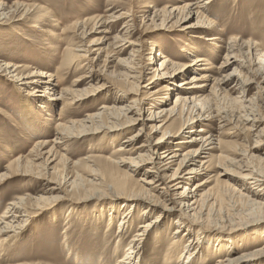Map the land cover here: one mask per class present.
Segmentation results:
<instances>
[{
    "label": "bare ground",
    "instance_id": "bare-ground-1",
    "mask_svg": "<svg viewBox=\"0 0 264 264\" xmlns=\"http://www.w3.org/2000/svg\"><path fill=\"white\" fill-rule=\"evenodd\" d=\"M195 1L197 2L192 0L164 9L148 5L146 7L154 10L149 9L144 14L152 22L160 21L162 26L171 23L170 29H174L175 25L181 29L205 28V34L208 36L206 32L212 30L215 23L206 17L204 10L212 0ZM29 11L30 7L25 4L8 5L0 1V24L7 23L9 19L27 17ZM124 16L126 17L125 13L111 12L86 19L87 21L77 25L80 41L74 49L68 50V54L78 60V63L83 62L89 71L87 75L77 79L71 88H61L56 74L39 67L33 70L23 64L0 61V76L14 80L25 91L31 89V94L38 97L36 106L44 110L54 106L57 100L78 104L89 96L106 90L107 83L98 85L103 79L100 70L104 53V63L108 62V66L109 62L115 63V67L122 68L118 76L129 83V86H113V102L104 104L98 111L89 113L82 119L55 123L53 138L37 141L27 156L14 158L6 164L5 171L0 173V182L9 176L12 170L23 168L24 165L29 169L24 170L23 174L37 179L43 178L44 181L40 183L42 194L16 197L8 204L0 220V237L2 236V241L13 242L43 205H55L58 199L71 191L90 199L109 197L112 203L121 202L124 208H129L121 217L118 227L120 230L116 231V250L113 258H110L115 264H142L144 236L163 221L169 225L168 228L175 227L165 254L167 263L193 264L196 260L198 264H209L201 260L203 254L211 255L212 252L223 251L225 247L223 242L215 243L216 240L212 239L211 235L225 231L226 228L225 220L214 216L213 204L208 205L210 193L206 194L205 191L207 184L213 180L214 168H218L215 179L219 186L218 191L220 190V193L217 191L218 196L214 198V204L218 198L225 197L226 187L246 200L253 209L263 210L260 214L264 217V169L245 165L250 168L246 171L238 164L246 157L252 159V162L256 159L263 160L261 154H264V139H261V136L264 135V113L261 112L259 102L263 99L260 98V93L264 94V52L255 41L230 37L225 40L224 60L217 67L211 66L207 55H200L201 50L195 46L191 47L196 55L190 64L173 62L162 52L150 53L157 54L162 62L147 72L149 67L145 69L140 63H133L137 53L146 49L147 45L142 38L147 32L144 31L140 35L141 41L133 40V29L128 20L124 22V28L112 37L113 22ZM94 34L101 36L89 39ZM211 35L207 40H218V37ZM159 47L161 48L155 42L152 50H162ZM109 49L111 51L106 53ZM128 51L129 58H122L121 55ZM153 55L150 57L149 66L157 62ZM198 65H204V71L198 74L200 76L190 78L189 74H195ZM95 81L97 82L94 84ZM144 81L147 83L142 84ZM160 81L167 84L154 89V85ZM175 81L179 83L171 87ZM255 83L259 96L256 97L255 94V97H248L247 94L255 87ZM151 84L153 86L149 87ZM208 87L212 89L215 100L222 98L236 107L212 109L201 91ZM237 92L243 96L234 97ZM172 95L174 103L169 106ZM36 106L33 111L37 113L39 109ZM175 120H179L180 125L173 129L171 124ZM34 122L36 121L32 124H36ZM240 122L244 125H239ZM138 125L140 127L137 131L131 133ZM247 125H250V131L254 130L253 137L256 138L250 150L236 148L227 142L232 147L231 153L221 152L224 130L225 135L233 133V137H238L240 134L247 135ZM96 132L108 135L112 144L119 142L116 145V155L104 158L109 165L103 171L94 170L91 178L87 180L80 174L65 176L63 173L61 177H53L52 174L58 173L60 163L64 164V167L71 164L69 161L65 162L66 155L59 153L57 147H61V144L71 137ZM121 135L123 136L120 139ZM218 151L220 153L214 154ZM91 158L93 157L88 156L86 162H92ZM81 161L72 163L78 165ZM38 164L42 169L36 166ZM120 167L126 170L121 171ZM233 174L240 178L234 177ZM204 177V180L200 179ZM245 179L249 182H245ZM228 180L242 183L246 192L227 182ZM89 184L92 187H89ZM62 185L65 186L66 193L61 189ZM61 190L64 193L62 196ZM26 200L28 203L30 200V207L26 205ZM137 206H142V209H137ZM98 207L99 211L105 210L103 203H99ZM137 215L141 220L147 221L140 224L132 236L127 237V232L137 225ZM115 217L117 216L113 209V213L111 211L109 215V227L113 226ZM260 221L264 222V218L256 223ZM68 224L67 220L66 225ZM243 224L246 222L238 226ZM124 242L127 243L126 254L117 258L120 244ZM177 249L180 250L178 257L175 255ZM234 251L232 247H228L226 257L210 264H242L244 257L253 253L251 251L233 255ZM257 253H264V246L257 248L254 254Z\"/></svg>",
    "mask_w": 264,
    "mask_h": 264
},
{
    "label": "rangeland",
    "instance_id": "rangeland-1",
    "mask_svg": "<svg viewBox=\"0 0 264 264\" xmlns=\"http://www.w3.org/2000/svg\"><path fill=\"white\" fill-rule=\"evenodd\" d=\"M0 1L8 5L21 3L30 7L27 17L9 19L7 23L0 24V61L23 64L33 70L39 67L47 72L56 74L57 82L61 88L73 87L75 81L87 75L89 71L83 62L78 63V60L73 58L70 53L68 54V50L74 49L75 45L80 41L77 35V25L86 19L89 20L98 15H107L111 12L126 14V17L124 16L113 22L112 37L124 28V22L128 20L133 29V40L141 41L140 35L144 31L147 32V36L145 35L142 38L145 41V45H147L146 49L142 51L143 53H137L133 61V63H140L145 69L149 67L147 72L151 71V67H157L162 62V59L160 60L157 54L153 55L150 53L162 52L169 56V59L173 62L190 64L192 58L196 55L194 48L192 49L191 47L195 46L201 50L199 52L200 55H207V58L212 63L211 66L217 67L224 60L225 40L230 37L255 41L264 52V0L210 1L206 8L207 10H204V14L207 18L214 21L215 27L206 32L209 34L208 36L205 34V28L181 29V27L175 25L173 26L174 29H170L171 23L168 26H162L160 21L152 22L144 14L149 9L154 10L156 7L157 9L171 8L183 5L188 1L192 2V0ZM193 2L197 1L193 0ZM148 5H153L154 8L146 7ZM206 17H203V19H206ZM211 34L216 38L218 37V40H207V37H210ZM100 36V34H94L89 39L93 40ZM155 42L161 46L162 50H152ZM110 51L109 49L106 53ZM118 55L120 54L118 53ZM151 55L154 56L157 62L149 66ZM129 56V51L121 55L122 58H129ZM105 58L106 54L104 53L100 70L103 74V79L98 82V85L107 83L108 87L106 90L99 92L98 95L89 96L78 104L65 103L66 100L65 102L57 100L54 102V106L51 105L48 110L36 106L38 105V97L31 94V89L25 91L14 80H8L0 76V173L5 171L6 164L14 158L27 156L37 141L53 138L54 127L58 122L66 123V121L71 119H82L89 113L98 111L104 104L113 102L115 93L113 86H129L128 82L118 76L122 68L115 67V63L111 62H109L108 66V62L107 64L104 63ZM203 66L198 65L196 68L197 72L189 74V77L200 76L198 74L204 71L202 69ZM146 83L147 81H144L142 84ZM178 83V81H175L171 87L176 86ZM165 84L167 83L160 81L154 85V89ZM152 86L153 84L149 85V87ZM148 89L143 88V90ZM201 91L206 96L212 109L236 107L231 102H226L225 99L215 100L210 87ZM257 91L259 93L258 86L255 83V87L247 94L249 95L248 97H255V94L258 97ZM260 94L262 95L260 98L263 97V99L259 103L261 104V112L264 113V94ZM240 95L241 93L237 92L234 97ZM173 103L174 95L170 97L168 105L171 106ZM34 106L39 109L37 113L33 111ZM48 112L49 114H47ZM33 121H36L34 122L36 124H32ZM242 124L241 122L239 123V125ZM179 125L180 121L175 120L171 124V128L176 129ZM139 127V125L136 126L131 133L137 131ZM245 127H247L245 132L247 135L240 134L238 137H233V133L225 135L224 130L221 152L231 153V146L247 151L250 150L255 144L256 138L253 137L254 130H249L250 125ZM122 136H120V139ZM262 138L264 139V135L261 136ZM118 143L112 144L111 138L101 132L69 138L56 150L59 153H64L67 157L65 162L69 161L71 164L64 167L65 165L60 163L58 173L52 174V176L58 175L57 177H61L63 173L65 176L67 174L71 176L80 174L86 180L90 179L94 170L101 169L103 171L109 165L104 158L116 155L115 150ZM218 153L220 151L214 152V154ZM88 156L93 157L91 158L92 162H86ZM261 156L263 158L261 161L256 159L252 162V159L246 157L238 164L246 171L249 167L245 165H250L251 168L261 167L264 169V154H261ZM79 160L82 161L78 165L72 163ZM40 161L41 159L37 163ZM36 166L39 167L40 165ZM26 169H29L26 165L23 168L14 169L9 173V176L1 180L0 220L8 204L16 197H27L28 194L34 196L43 193L40 183L44 179H37L23 174ZM119 169L121 171L126 170L124 167ZM217 170L218 168L213 169V180L207 184L205 191H207L206 194H211L208 195V205L213 204L214 216L217 219L225 220L226 224L225 231L214 232L211 238L216 240L215 243H225V247L223 251L212 252L211 255L203 254L201 260L209 264L214 263L216 260L226 257L227 248L232 247V250H235L233 255L235 253L241 254L253 251L252 254L244 257L242 264H264V253L254 254L257 248L264 246V222L256 223L257 220H263L264 217L260 214L263 210L253 209L246 200L233 194L226 187L225 197L218 198V203L215 202L214 204V198L218 196V192L220 193L215 179ZM233 176L236 177L237 175L233 174ZM135 178L139 177L135 176ZM200 179L204 180L205 177ZM224 180L226 182V179ZM241 181L243 183V179ZM247 181L245 179V182ZM227 182L246 192L242 183L233 180H228ZM89 185V187H92L91 184ZM134 186L137 187L136 184ZM61 189L66 193L65 186L62 185ZM62 190L60 192L61 196L64 195ZM28 201L29 203L26 200V205L30 207L31 202L30 200ZM99 203H103L105 210L99 211ZM137 207V209H142V206ZM113 209H115L117 217H115L113 226L109 227L111 224H109V215L111 211L113 213ZM127 209L129 208H124L121 202L112 203V199L109 197L90 199L87 196L70 191L66 196L58 199L55 205H43L38 214L29 219L23 232L13 242L2 241V236L0 237V264H115L113 259L110 258H113V253L116 250V231L120 230L118 228L120 227V220ZM139 218L138 215L135 216L137 225L130 229V232H127V237L132 236L136 232L137 227L147 221ZM67 220L69 221L68 225H66ZM243 222H246V224L238 226ZM168 226L165 221L162 224L158 223L154 226L155 229L152 232L144 236L145 244L142 264H169L166 262L165 254L175 227L170 229ZM235 226L237 228H233ZM65 232H67L66 235ZM185 243L186 241L183 242V244ZM126 247V242L120 244L117 258H122L126 254ZM179 251V249L176 250V257L179 256ZM193 264H198V262L195 260Z\"/></svg>",
    "mask_w": 264,
    "mask_h": 264
}]
</instances>
